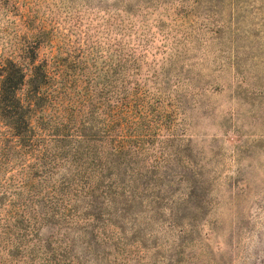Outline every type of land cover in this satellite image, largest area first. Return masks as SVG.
Returning a JSON list of instances; mask_svg holds the SVG:
<instances>
[{
  "label": "rangeland",
  "instance_id": "obj_1",
  "mask_svg": "<svg viewBox=\"0 0 264 264\" xmlns=\"http://www.w3.org/2000/svg\"><path fill=\"white\" fill-rule=\"evenodd\" d=\"M35 55L65 102L92 101L96 140L138 141L164 181L41 224L12 193L0 264H264V0H0V58Z\"/></svg>",
  "mask_w": 264,
  "mask_h": 264
},
{
  "label": "trees",
  "instance_id": "obj_2",
  "mask_svg": "<svg viewBox=\"0 0 264 264\" xmlns=\"http://www.w3.org/2000/svg\"><path fill=\"white\" fill-rule=\"evenodd\" d=\"M30 61L25 66L0 58V182L13 166V175L0 183L4 188L0 203L15 193L41 224L59 219L62 204L74 198L101 200L124 213L133 202L158 190L157 182L164 180L158 175L157 157H145L131 137L117 141L109 134L106 140H96L99 112L92 101L65 102L59 75L52 73L49 63H37V55ZM138 117L148 119L143 113ZM106 120L111 122L105 124L109 129L116 124L115 118ZM142 121L132 130L150 132L153 126ZM126 143L132 150L126 149ZM101 145L112 147L105 150ZM146 158L155 164H143ZM11 182L14 192L8 187Z\"/></svg>",
  "mask_w": 264,
  "mask_h": 264
}]
</instances>
